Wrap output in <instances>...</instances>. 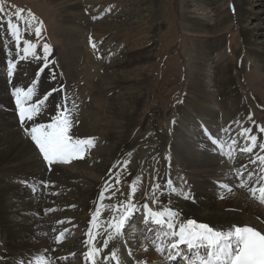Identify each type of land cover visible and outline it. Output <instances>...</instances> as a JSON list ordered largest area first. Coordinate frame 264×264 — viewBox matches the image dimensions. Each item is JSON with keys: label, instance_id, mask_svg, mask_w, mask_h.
Wrapping results in <instances>:
<instances>
[{"label": "rangeland", "instance_id": "rangeland-1", "mask_svg": "<svg viewBox=\"0 0 264 264\" xmlns=\"http://www.w3.org/2000/svg\"><path fill=\"white\" fill-rule=\"evenodd\" d=\"M74 2L78 6L67 10L49 0H0V29H3L0 35L5 42H9L11 49L5 62L15 59L17 63L9 92L13 111L23 132L28 134L24 128L29 127L32 122L21 125L12 94L13 86L25 90L32 86L39 97L49 89L64 85L70 98L69 134L75 132L74 137L81 139L84 137L82 133L90 132L86 136L87 141L94 136L83 155L80 168L74 166L73 158V161L67 159L66 162H56V165L68 167L70 171H83L79 178L69 179L71 186L61 188V193H54L60 200V207L48 210V216L55 212H82L83 207L76 203V197L80 194L78 188L83 190L94 185L88 178L91 173L98 174L100 169L131 167L132 164L136 165L135 158L138 155L155 149L162 152L159 160L156 163H146V169H154L157 181L161 183L166 175L164 162L170 159L171 169L167 180L175 183L185 195H190L183 167L175 160L170 149L163 150L161 136L166 129L173 131V124L176 127L179 125L176 119L179 117V108L185 101L187 76L192 71L190 69L196 66V54L203 48L205 39H208L212 53L208 63L212 68H220L217 77L225 93L223 98L231 103L235 92H238L256 124L264 128V55L251 49L254 43L258 44V50L264 51V0ZM18 12H22V18L28 20L29 24H24L22 19L16 17ZM8 20L20 26L22 42L27 40L37 45L38 55H43L44 44L49 45V60L54 61L49 69L40 73V61L32 57L25 60L16 57L15 38L5 35ZM37 27L41 28L39 37L35 35ZM21 46L22 49L23 43ZM71 49L69 55L67 51ZM70 56L76 57L73 64L76 76L69 72L67 62L72 60L68 59ZM51 68L55 69V80L50 79ZM3 71H6V67ZM84 77L86 80H82ZM7 84L9 86V79ZM59 99L60 93L52 97L53 101ZM51 108L52 104H47L44 114L36 117L34 122L41 123L42 117L47 122ZM90 111L95 114L92 115ZM131 134L132 137L129 138ZM135 134H145L146 137L140 140L136 149L124 148L125 140H133ZM28 136L31 140L29 134ZM240 156L243 159L248 155L243 153ZM40 183L42 184V180ZM43 185L46 190L47 183ZM160 186L163 189V185ZM114 210L113 213L118 207ZM145 211L140 208L126 228H136L139 222L145 220ZM67 215L70 222L77 226L78 219L72 218L71 214ZM50 222L54 223L55 220ZM162 227L167 229L166 225ZM82 228L75 227V231L86 236L87 229ZM148 234L152 237L155 232L151 230ZM163 250L166 254L167 249ZM82 253L78 248L72 252V260L68 261L82 263ZM181 263V258L172 261V264Z\"/></svg>", "mask_w": 264, "mask_h": 264}, {"label": "bare ground", "instance_id": "bare-ground-1", "mask_svg": "<svg viewBox=\"0 0 264 264\" xmlns=\"http://www.w3.org/2000/svg\"><path fill=\"white\" fill-rule=\"evenodd\" d=\"M49 1L56 6L66 7L67 10L78 6L74 0ZM4 40L0 43V264H20L22 257L28 259L29 264H37L38 260L43 264L49 262L50 264H91L90 261L86 262L85 254L92 248H100V252L93 258L95 264H116L115 260L104 259L105 256H110L112 250H117L121 264H172L175 258L174 253L170 257V243L174 238L165 235L169 230L151 225L154 224L151 217L147 219L144 217L145 220L139 222L136 228L132 226L126 228L129 223L127 221L121 234L109 240L107 248L103 246L109 235L114 234L110 223L118 222L124 215L121 201L126 203L131 200L132 203L143 208L147 197L146 202L153 211L163 210L164 205L154 202L153 187L166 184L171 160L166 159L167 161L164 162L166 175L161 183L157 181L155 170L149 171L145 166L146 163H153L159 158L162 152L157 149L136 155L137 163L129 166L130 168L100 169L97 171L98 174L91 173V175L85 171L90 175L88 178L94 185L83 190L78 188L80 194L76 197V203L83 207V211L55 212L48 216V210L60 207V200L57 199L58 196H54V193H61L66 186H71L69 179L79 178L83 169L77 173L78 171H70L68 167L55 163L50 170L47 162L36 150L33 141L19 126L11 102L10 81L7 86L9 78L7 72L3 71L10 53V44ZM209 44L208 39H205L203 48L198 50V55L196 54L194 62L196 66L190 69L192 71H189L190 74L187 76L185 101L180 106L179 117L176 119L179 125L176 127L173 124V131L166 129L161 136L163 150L170 149L175 160L183 167L184 179L189 184L191 193L189 196L185 195L171 181L175 192L173 193L172 188L163 189L166 194L161 196L158 189L155 197L163 201L170 200L172 206L181 209L187 218H196L198 222H209L217 228L227 229L236 224L264 229V203H261L262 194L259 192V189L264 187V152H261V148H264V132L259 131L261 128L256 124L255 118L249 114L238 92H235L231 103L223 98L225 93L217 77L220 68L217 66L212 68L208 63L212 56ZM257 48H259L258 44L252 43L251 49L259 52L257 54L264 55V51L261 52ZM71 51L72 49L67 51L69 55ZM68 59L72 60L68 61ZM68 59L69 72L72 76H76V69L73 66L76 57L70 56ZM82 80H86V77ZM91 112L92 115L95 114ZM46 120L40 118L41 123ZM229 126L235 132L221 134L218 146H213L203 131L207 128L210 132L219 134L220 129ZM241 127H250L253 129V134L257 135L256 146L252 153L239 151V148L252 146L243 137L236 135ZM73 133L71 136L74 137L75 132ZM89 133H82L84 137L81 139L87 141L86 136H89ZM133 136V140H125L124 148L133 149L146 137L145 134ZM131 137L132 134L129 138ZM233 137L237 140L236 146H233ZM243 153L248 156L241 159L240 155ZM83 155L78 154L68 158L75 159L74 166L80 168L82 166L80 164H83L81 161L84 159ZM253 159L257 160L255 165L249 163ZM244 165H248L247 169L243 167ZM248 172H254L255 175L249 178ZM114 176L119 177L121 181L119 186L112 187ZM106 181H112L109 185L112 191H106ZM44 183L48 185L46 190ZM241 183L243 186H240ZM253 186L255 197L249 192V188ZM101 193H104L103 197ZM185 196L188 199H185ZM116 207L118 210L113 213ZM96 209H99L96 220L89 223ZM67 214L78 219L77 226L70 222ZM185 216H181L180 219L184 220ZM51 220L55 222L51 223ZM75 227L87 229V232H91V237L84 236L83 233L78 234ZM151 230H154L155 234L149 237L148 233ZM181 247L187 252L185 246ZM78 248L83 252V262L72 263V252ZM163 248L168 249L165 257L163 250L161 251ZM48 249L55 251L48 252ZM203 255V250H198L192 254L191 260L194 264H199L197 257ZM181 260L182 264H189L187 259L181 258Z\"/></svg>", "mask_w": 264, "mask_h": 264}, {"label": "snow or ice", "instance_id": "snow-or-ice-1", "mask_svg": "<svg viewBox=\"0 0 264 264\" xmlns=\"http://www.w3.org/2000/svg\"><path fill=\"white\" fill-rule=\"evenodd\" d=\"M16 17L22 19L24 24H29L28 20L22 18V12H18ZM6 24L7 31L5 35L15 38L16 57L19 60L32 57L40 61L41 67L38 69L40 73L45 69H49L51 64H54V61L49 60V45L44 44L42 48L43 55H38L36 52V44L27 40L21 41L20 26L18 24L13 23L12 20H8ZM2 31L3 29H0V32ZM40 33L41 28L37 27L35 29V35L39 37ZM0 43H3V37H0ZM21 43L24 45L22 49L20 47ZM16 68L17 63L15 59L7 61L6 71L10 82ZM50 79H56L54 68L50 69ZM56 93H60V99L53 101L52 97ZM12 94L15 97L21 125L23 126L26 122H33L29 127L24 128V131L30 135L31 140L35 143L36 148L42 154L44 161L48 165H52L58 161L66 162L68 157L78 155L81 152L82 145L91 143V140L76 139L74 141L73 137L69 134L71 125L69 116L70 98L67 95L64 85L49 89L39 97L36 96V89L32 86L27 87L26 90L13 86ZM49 103L52 104L51 111L49 112V122H34L36 117L42 115L45 106ZM203 131L213 146H218V140L221 134L235 132L231 126L220 129L219 134L210 132L207 128ZM259 131L264 132V128H261ZM236 135L243 137L246 142H250L252 145L247 148H239V151L252 153L257 142V135L253 134V129L250 127H241ZM232 140L233 146H236L237 140L235 137ZM261 152H264V148H261ZM249 163L255 165L257 160L253 159ZM243 167L247 169L248 165H244ZM253 175H255L254 172H248L249 178ZM241 177H243V173H241ZM112 180L114 181L112 187L121 184L119 177L114 176ZM110 184H112V181L105 182L106 191H112V187H109ZM240 186H243V183ZM167 188H172L173 193L175 192L171 180H168L163 186V189ZM158 189H160L161 196H164L166 192L160 185L153 187L154 202L164 205L163 210L153 211L146 202L147 197H145L143 209L146 210V219L147 217H151L156 225H166L169 231L165 235L174 238V241L170 243V257L174 253L175 259L184 258L189 261V264H194L191 260L192 254L202 249L204 255L200 258L199 264H264V229L236 224L229 226L227 229H223L210 225L209 222H198L196 218H187L181 209L172 206L170 200L163 201L155 197V192ZM249 192L255 197L256 192L254 186L249 188ZM259 192L262 194L261 203H264V187H261ZM101 196L103 197L104 193H101ZM184 198L188 199L187 196ZM192 199L194 200V197ZM120 205L124 206V215L119 218L118 222L110 223L114 234L109 235L108 239L104 241L103 246L105 248L108 247L109 240L121 234V230L125 227L126 222L133 218L135 213L140 211V207L132 203L131 200L126 203L121 201ZM98 212L99 209H96L89 223H93L96 220V214ZM181 216H185V219L181 220ZM60 223H64V221H60ZM86 236L91 237V232H87ZM85 244L87 247V241ZM181 246H185L187 252H184ZM47 251L54 252L55 249H48ZM98 252H100V248H92L90 251H87L85 254L86 262L90 261L91 264H95L93 258ZM104 259L115 260L116 264H121L117 250H112L110 256H105ZM20 264H29V260L22 257ZM37 264H43V262L38 260Z\"/></svg>", "mask_w": 264, "mask_h": 264}]
</instances>
